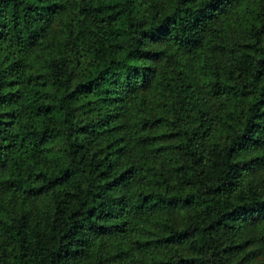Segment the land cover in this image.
I'll use <instances>...</instances> for the list:
<instances>
[{
    "label": "trees",
    "instance_id": "1",
    "mask_svg": "<svg viewBox=\"0 0 264 264\" xmlns=\"http://www.w3.org/2000/svg\"><path fill=\"white\" fill-rule=\"evenodd\" d=\"M0 264H264V0H0Z\"/></svg>",
    "mask_w": 264,
    "mask_h": 264
}]
</instances>
